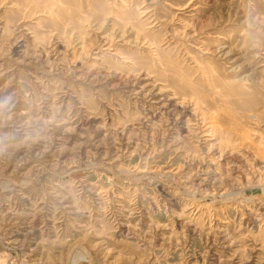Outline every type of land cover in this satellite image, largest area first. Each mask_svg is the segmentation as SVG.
<instances>
[{"label":"rangeland","instance_id":"rangeland-1","mask_svg":"<svg viewBox=\"0 0 264 264\" xmlns=\"http://www.w3.org/2000/svg\"><path fill=\"white\" fill-rule=\"evenodd\" d=\"M0 264H264V0H0Z\"/></svg>","mask_w":264,"mask_h":264},{"label":"bare ground","instance_id":"bare-ground-1","mask_svg":"<svg viewBox=\"0 0 264 264\" xmlns=\"http://www.w3.org/2000/svg\"><path fill=\"white\" fill-rule=\"evenodd\" d=\"M181 107V106H180Z\"/></svg>","mask_w":264,"mask_h":264}]
</instances>
